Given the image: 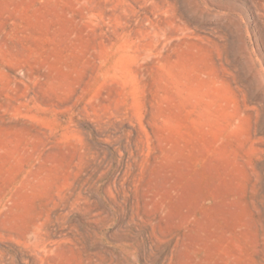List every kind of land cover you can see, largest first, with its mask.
I'll return each mask as SVG.
<instances>
[{
  "label": "rangeland",
  "instance_id": "rangeland-1",
  "mask_svg": "<svg viewBox=\"0 0 264 264\" xmlns=\"http://www.w3.org/2000/svg\"><path fill=\"white\" fill-rule=\"evenodd\" d=\"M0 264H264V0H0Z\"/></svg>",
  "mask_w": 264,
  "mask_h": 264
}]
</instances>
